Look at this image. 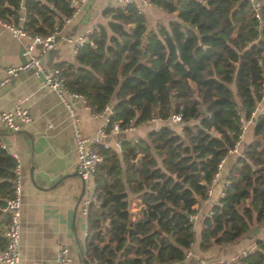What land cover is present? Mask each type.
<instances>
[{
	"label": "trees",
	"instance_id": "1",
	"mask_svg": "<svg viewBox=\"0 0 264 264\" xmlns=\"http://www.w3.org/2000/svg\"><path fill=\"white\" fill-rule=\"evenodd\" d=\"M155 3L176 11L167 25L147 29L133 2L109 7L106 25L97 24L88 35L92 43L86 41L72 62L56 63L69 90L81 93L92 111L111 105L121 127L129 119L135 125L152 116L162 120L136 144L122 141L121 155L95 145L102 158L92 180L97 203L86 214L83 264L185 259L194 241L188 219L193 204L206 196L241 120L257 101L264 107V22L257 37L246 0ZM18 12L25 29L45 34L70 7L68 0H0L1 19H16ZM261 12L264 17V0ZM171 113L180 114L179 129L169 121ZM246 132L241 152L225 155L228 185L202 218L201 252L237 242L264 220V109ZM13 166V156L0 145V204L10 194ZM132 193L142 204L137 219L129 217ZM253 244L227 264H264V238Z\"/></svg>",
	"mask_w": 264,
	"mask_h": 264
},
{
	"label": "crops",
	"instance_id": "2",
	"mask_svg": "<svg viewBox=\"0 0 264 264\" xmlns=\"http://www.w3.org/2000/svg\"><path fill=\"white\" fill-rule=\"evenodd\" d=\"M131 1L135 7L142 5L140 11L144 14L147 29H153L157 22L167 25L176 12L167 11L156 4L155 0ZM145 1L147 4H143ZM109 7L122 8L124 5L111 0H88L77 17L63 26V32L74 35L97 24L106 25L110 19L106 13ZM22 14L23 12L17 13ZM9 17L11 20L17 19V16L16 19ZM23 42V38L12 36L0 23V78L5 75L6 66L22 62ZM41 61L46 67L62 61L72 62L70 45L56 44ZM16 105L24 108L32 119H16L19 126L16 131L8 130L0 122V145L20 161L19 264H55L54 254L58 245L67 248L70 264H83L87 258L83 253L87 224L85 215L80 212L79 201L83 185L75 173L76 151L68 112L56 92L43 85L41 78L30 71L18 72L0 87V111ZM73 108L79 117V130L84 136H93L103 126V116L94 114L78 100L73 102ZM161 122L162 120L158 121L159 124ZM173 124V128L179 129L181 126ZM153 127L154 122L146 120L135 125L133 132L127 136L144 135ZM119 135L124 134L109 133L105 141L112 146ZM229 163L227 158L220 176L213 184L212 194L193 204L195 218L192 221L194 241L190 247L191 254L177 264H195L196 257L201 255L227 258L247 248L255 238H264L263 220L235 243L220 246L215 244L204 252L198 248L202 218L221 197L222 181ZM128 198L129 217L140 218L142 204L139 195L132 193ZM3 204H0V208ZM4 217L5 214L0 209V246L3 245Z\"/></svg>",
	"mask_w": 264,
	"mask_h": 264
},
{
	"label": "built area",
	"instance_id": "3",
	"mask_svg": "<svg viewBox=\"0 0 264 264\" xmlns=\"http://www.w3.org/2000/svg\"><path fill=\"white\" fill-rule=\"evenodd\" d=\"M117 4L126 5L131 3V0H111ZM250 5V13L258 24V35L264 22L261 12V0H246ZM88 0H68V6L70 12L67 15L61 16L60 22L55 23L51 30L45 34L31 32L24 28L23 20L24 15H17L16 20H4L0 18L1 25L6 28L10 34L17 38H23L24 42L21 48V56L23 60L19 64L9 65L4 68L5 75L0 78V87L13 75L21 71H30L36 76L41 78L42 84L46 87L54 90L68 112L70 122L73 127V147L76 151V176L82 182V194L80 197V212L85 215L88 211L90 204L97 203V195L94 191L92 183L93 177L97 170L98 164L101 161V154L96 150L95 145L101 144L103 147L109 146L105 141L106 136L109 133L112 134H124L116 137L112 143L113 148L118 154H122V141H131L136 144L138 141V135L127 136L128 133H132L135 129V124L129 119L128 122L121 127L118 119H113L114 109L111 105L105 104L101 110L93 111L94 114H100L103 116V126H101L93 136H84L79 130V117L73 108V102L78 100L87 109L90 106L86 103L84 96L81 93L71 91L65 85V78L61 72V68L57 65L46 67L43 65L41 58L50 50H52L58 43H66L70 45V49L73 55L76 51L88 41L89 33L92 31V27L87 28L85 31L77 34H66L63 32V26H66L71 20L77 17L78 13L82 10ZM147 4V1L143 2ZM142 5H137L136 9L140 12ZM264 98V89L262 99ZM262 100L257 101L253 110L247 118L241 120L240 132L237 135V139L231 148H228L226 154H239L241 152V143L244 133L248 124L252 122V118L257 114L263 112ZM16 119L23 121H30L32 118L27 111L16 105L11 109L0 111V122L5 128L11 131L18 130L19 126L16 123ZM169 121L180 123V114L171 113L168 117ZM149 122H154V129L159 127L158 117L152 116L148 119ZM225 154V155H226ZM222 156L216 163V169L210 178L209 183L206 185L205 194L210 196L212 194L213 184L220 176L221 170L227 159L226 156ZM14 166L12 169L11 179V191L10 194L1 206V211L5 214L4 228L2 231L3 245L0 246V262L4 264H19V233H20V205H21V176H20V161L17 156H13ZM200 182H202L200 180ZM228 185V181L224 179L222 181L221 196L224 194V190ZM214 204V203H213ZM212 204V205H213ZM211 205V206H212ZM210 206V208H211ZM210 210V209H209ZM195 218L194 212L188 214V219L193 221ZM254 248L252 243L247 248L237 252L230 257H212L206 258L203 256L196 257V264H227L229 261L245 256ZM191 254L190 249L185 252V256ZM55 264H70V258L67 255V248L62 245H58L54 254ZM160 264H177L176 261H165Z\"/></svg>",
	"mask_w": 264,
	"mask_h": 264
},
{
	"label": "rangeland",
	"instance_id": "4",
	"mask_svg": "<svg viewBox=\"0 0 264 264\" xmlns=\"http://www.w3.org/2000/svg\"><path fill=\"white\" fill-rule=\"evenodd\" d=\"M245 134H248V133L246 132ZM243 139H244V137H243Z\"/></svg>",
	"mask_w": 264,
	"mask_h": 264
},
{
	"label": "water",
	"instance_id": "5",
	"mask_svg": "<svg viewBox=\"0 0 264 264\" xmlns=\"http://www.w3.org/2000/svg\"><path fill=\"white\" fill-rule=\"evenodd\" d=\"M203 3H205V2H203Z\"/></svg>",
	"mask_w": 264,
	"mask_h": 264
}]
</instances>
